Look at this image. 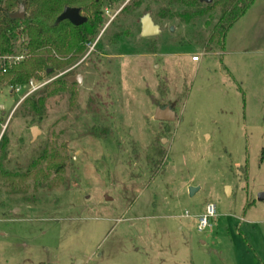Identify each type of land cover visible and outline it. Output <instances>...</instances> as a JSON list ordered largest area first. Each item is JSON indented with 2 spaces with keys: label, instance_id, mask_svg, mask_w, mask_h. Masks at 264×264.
<instances>
[{
  "label": "rangeland",
  "instance_id": "374dc122",
  "mask_svg": "<svg viewBox=\"0 0 264 264\" xmlns=\"http://www.w3.org/2000/svg\"><path fill=\"white\" fill-rule=\"evenodd\" d=\"M180 1L104 0L84 50L30 78L43 86L19 99L0 81L1 123L13 109L0 126L12 174L0 179V264H264V0L223 43L218 0ZM146 12L155 36L139 35ZM39 97L30 121L25 101ZM165 106L175 119L154 120Z\"/></svg>",
  "mask_w": 264,
  "mask_h": 264
},
{
  "label": "trees",
  "instance_id": "16d2710c",
  "mask_svg": "<svg viewBox=\"0 0 264 264\" xmlns=\"http://www.w3.org/2000/svg\"><path fill=\"white\" fill-rule=\"evenodd\" d=\"M104 0H0V54L13 52L12 41L19 35L27 38L22 46L25 49L24 59L12 67L6 74L0 76V81H8L12 84L27 83L38 72L46 73L60 69L84 50V43L93 38L95 27L101 22V7ZM108 3H116L121 0H106ZM196 1V0H194ZM254 0H218L220 5V17L217 28L220 32V43L224 41V34L231 24L241 16ZM180 2H183L181 0ZM26 9L23 19H12L9 14L19 4ZM133 5H137L133 4ZM65 6H77L85 8L87 20L80 25H73L68 20H62L55 24L57 15ZM168 10L162 9L161 14L167 15ZM44 97L26 99L28 106L27 115L33 114L41 117L43 113ZM5 145L1 141L0 147ZM45 151H41L30 163L35 167L46 158ZM47 165L58 171L60 164L54 155L50 157ZM55 162V163H54ZM12 174L0 167V179L9 180ZM14 177V176H13ZM9 187H13L9 183ZM14 191L13 189H11ZM11 191V192H12ZM15 192V191H14Z\"/></svg>",
  "mask_w": 264,
  "mask_h": 264
},
{
  "label": "water",
  "instance_id": "95a60500",
  "mask_svg": "<svg viewBox=\"0 0 264 264\" xmlns=\"http://www.w3.org/2000/svg\"><path fill=\"white\" fill-rule=\"evenodd\" d=\"M204 3H211L213 0H198ZM25 16L24 5L21 3L18 5V8L13 13L9 14V17L12 19H23ZM62 20H68L73 25H80L87 20V17L81 13L80 7L77 6H65L62 11L57 15L55 19V24ZM140 23V36L141 37H151L155 36L160 32L159 24L155 23L152 19L150 13L146 12L139 18ZM52 72L51 69H47L46 73ZM82 75H77L69 78V81L80 82ZM153 119L157 121H173L175 119V112L168 106L165 107H156L153 113ZM38 131L36 126L31 127V136L32 138L36 135ZM196 190L195 187H189V193L193 194ZM256 199L259 201H264V190H261L257 193Z\"/></svg>",
  "mask_w": 264,
  "mask_h": 264
},
{
  "label": "built area",
  "instance_id": "2783aa9c",
  "mask_svg": "<svg viewBox=\"0 0 264 264\" xmlns=\"http://www.w3.org/2000/svg\"><path fill=\"white\" fill-rule=\"evenodd\" d=\"M25 57V49L22 48L19 51H13L10 53H4L0 54V76L3 74H6L12 67L16 66L18 63H20ZM199 58L198 56H192V61H197ZM45 84V81H33L29 80L27 83L24 84H12V83H6L5 86L9 89L10 93H20V98L22 99L25 96L31 94L41 86ZM13 112V109L9 111L7 116L5 117L3 123L0 122L1 131L4 130L6 127L9 118L11 117ZM3 118V106H0V120ZM184 214L187 216L189 213L187 211L184 212ZM215 215V208L212 203H208L205 206V212L202 214H198L194 216V219L196 221V229L198 231L204 230L207 226L210 225L209 219L212 218Z\"/></svg>",
  "mask_w": 264,
  "mask_h": 264
},
{
  "label": "flooded vegetation",
  "instance_id": "af4514ba",
  "mask_svg": "<svg viewBox=\"0 0 264 264\" xmlns=\"http://www.w3.org/2000/svg\"><path fill=\"white\" fill-rule=\"evenodd\" d=\"M80 9H81V13H82V12H83V11H82V8L80 7ZM83 15H84V14H83ZM85 16H86V15H85ZM139 24H140V23H139ZM139 32H140V31H139ZM139 35H140V34H139ZM76 76H77V75H76ZM72 77H73V76H72ZM69 78H70V77H69ZM69 78H68V80H69Z\"/></svg>",
  "mask_w": 264,
  "mask_h": 264
},
{
  "label": "crops",
  "instance_id": "0c3cea01",
  "mask_svg": "<svg viewBox=\"0 0 264 264\" xmlns=\"http://www.w3.org/2000/svg\"><path fill=\"white\" fill-rule=\"evenodd\" d=\"M198 214H200V213H196L195 215H198Z\"/></svg>",
  "mask_w": 264,
  "mask_h": 264
}]
</instances>
